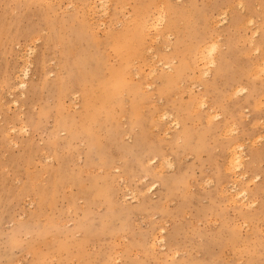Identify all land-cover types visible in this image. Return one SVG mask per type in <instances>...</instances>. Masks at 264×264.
Here are the masks:
<instances>
[{
  "label": "rangeland",
  "instance_id": "1",
  "mask_svg": "<svg viewBox=\"0 0 264 264\" xmlns=\"http://www.w3.org/2000/svg\"><path fill=\"white\" fill-rule=\"evenodd\" d=\"M0 264H264V0H0Z\"/></svg>",
  "mask_w": 264,
  "mask_h": 264
},
{
  "label": "bare ground",
  "instance_id": "2",
  "mask_svg": "<svg viewBox=\"0 0 264 264\" xmlns=\"http://www.w3.org/2000/svg\"><path fill=\"white\" fill-rule=\"evenodd\" d=\"M160 9H162V8H160ZM156 15V14H155ZM163 14L162 13H158V15H156V16H154V17H158V19L160 20V21H163V16H162ZM152 19H153V17H152ZM156 20V19H155ZM150 25H151V22H150ZM206 48V47H205ZM215 49H216V47H215V45L214 44H210L209 45V49H208V54H209V58H208V62H212L213 63V61H215V59L213 60V52L215 51ZM208 56V55H207ZM91 68H93V67H91ZM90 68V69H91ZM90 73V72H89ZM219 73V71L217 72V74ZM83 78L84 79H89L90 78V85H91V78H92V75L90 74V75H87L86 73L84 74V76H83ZM225 81L227 82L226 83V86H229V85H231L232 83H233V78H231V77H227L226 79H225ZM24 85V83L23 82H21V86H23ZM84 87H85V85H84ZM131 124H134L135 123V120H133V119H131ZM238 146V145H237ZM240 149H241V147H240ZM239 150V149H238ZM231 151V150H230ZM233 154H232V157L230 158L231 159V161L232 162H234V165L236 166V165H240V154H238L237 152H232ZM231 154V153H230Z\"/></svg>",
  "mask_w": 264,
  "mask_h": 264
}]
</instances>
